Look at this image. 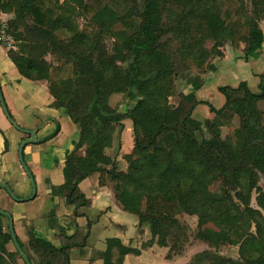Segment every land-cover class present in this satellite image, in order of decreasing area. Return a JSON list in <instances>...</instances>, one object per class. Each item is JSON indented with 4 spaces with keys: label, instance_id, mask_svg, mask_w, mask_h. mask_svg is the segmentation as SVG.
Returning <instances> with one entry per match:
<instances>
[{
    "label": "trees",
    "instance_id": "trees-1",
    "mask_svg": "<svg viewBox=\"0 0 264 264\" xmlns=\"http://www.w3.org/2000/svg\"><path fill=\"white\" fill-rule=\"evenodd\" d=\"M7 12L15 17L4 23V33L17 42L8 49L9 58L25 78L48 82L51 106L62 109L80 130L76 148L66 154L64 184L52 186L53 193L63 192L67 204L75 206V217L92 204L80 182L98 172L100 185L109 179L123 208L149 225L152 239L144 247L154 242L167 246L172 258L193 238L215 250L196 253L188 264H264V74L257 91L246 81L219 86L225 99L219 108L197 95L204 85L202 75L227 43L235 48L244 44L246 59L262 47L264 0H0V14ZM80 17L95 30L82 29ZM60 32L69 39L62 41ZM107 38L113 39L112 52ZM48 55L71 64L72 74L54 80L53 71L61 66ZM120 63H127L122 90L131 103L125 111H108L101 90ZM192 66L198 74L189 77V91L180 92L177 81ZM174 96L180 100L171 119L159 109ZM200 104H207L222 123L197 117ZM126 118L133 122L134 148L124 155L128 167L122 170L106 149L116 131H123ZM236 121L233 136L224 137L223 129ZM204 128L209 139L198 137ZM210 171L223 179L222 195H207ZM177 175L191 179L175 180ZM254 192L257 208L252 205ZM193 195L195 204L190 202ZM181 214L198 216L196 230ZM4 218L0 214V264H17L22 256ZM91 225L77 226L72 236L62 229L60 246L34 229L28 230L26 243L17 238L32 264H72V251L86 247ZM223 245H237L239 258L219 254ZM140 252L114 237L94 257L103 264H123L127 254Z\"/></svg>",
    "mask_w": 264,
    "mask_h": 264
},
{
    "label": "crops",
    "instance_id": "crops-1",
    "mask_svg": "<svg viewBox=\"0 0 264 264\" xmlns=\"http://www.w3.org/2000/svg\"><path fill=\"white\" fill-rule=\"evenodd\" d=\"M14 17L15 13L0 14V20L3 19V23ZM260 25L264 32V19ZM4 46L6 48L2 59L9 57V48ZM243 48L244 44L235 48L227 43L222 48L223 55L216 56L211 60L213 66L202 75L204 85L197 91L200 100L207 101L219 108L224 104L225 99L218 97V105L212 102V96L219 86L236 87L241 82L246 81L252 90V85L255 84V87L258 85L257 88H259L260 76L264 74V41L262 47L248 59L244 58ZM14 68L18 74L13 68L8 67L7 60H2L0 63V84L6 104L15 121L21 127L35 130L38 137L37 143L29 144L24 149L25 160L36 180V197L26 202H17L9 196L4 188L0 187V202L9 199L8 208L5 210L13 215L16 233L22 241L28 239V230L34 229L43 238L56 246H60L61 241L57 239V235L62 229L66 235L72 236L76 233L77 226L86 228L88 222H91L86 247L83 250L75 249L72 251V264H93L96 261H101L103 264V260L94 257V255L105 250L107 239L114 237L119 238L123 244L141 251L138 255L127 254L123 264L154 260L161 254L163 248L166 249L163 255L169 261L173 262L182 258L185 264H188L196 253L210 249L215 250L207 242L193 238L181 247L179 253L174 254L172 258L168 257L170 248L167 246H160L154 242L144 247L143 245L152 239L149 225L140 224L136 214L123 208L116 198L113 183L109 179H107L105 186L100 185V173L98 172L80 182L81 190L91 200L92 204L90 207L80 208L79 212L82 215L75 217V206L67 204L63 192L53 193L52 186L59 187L64 184L65 177L62 171L66 162V154L76 148L80 140V130L71 118V122L75 124V129L70 128L68 117L63 110L51 106L54 97L47 81L30 80L20 74L15 64ZM202 105L207 104L198 105L195 112H199ZM208 110L207 112L201 111V116L212 120L215 113L210 110V107ZM33 111H41L42 114L37 115ZM123 123L124 129H126L124 137L130 133L127 132V129L131 130V134H133L132 120L126 118ZM58 127V133L46 140ZM66 127L69 130L62 138ZM6 137L9 140L7 150L5 147ZM26 137V134L16 129L7 119L0 102V180L6 182L19 197H27L32 194L30 178L24 171L18 154L19 145ZM122 145L116 155L109 154L107 149L106 152L112 157H117L121 169L126 170L128 163L124 159V155L133 151L134 137L132 141L127 140ZM82 151L84 153V150ZM252 205L258 207L257 203L256 205L252 203ZM0 207L3 206L0 204ZM179 218L186 221L192 230H196L198 226L197 215L181 214ZM238 250L237 245H223L218 253L238 259Z\"/></svg>",
    "mask_w": 264,
    "mask_h": 264
},
{
    "label": "rangeland",
    "instance_id": "rangeland-1",
    "mask_svg": "<svg viewBox=\"0 0 264 264\" xmlns=\"http://www.w3.org/2000/svg\"><path fill=\"white\" fill-rule=\"evenodd\" d=\"M9 19V18H8ZM3 21V19L1 20ZM79 24L80 27L82 29H87L88 32H92L95 30V27L92 26V23H90V21L87 20V18L84 17H80L79 18ZM6 35V34H5ZM58 37H60V39L62 41H67L70 37V35L66 32H60L58 33ZM4 43H6V45L8 46V48L11 47H15L17 42L16 40L10 35L8 34V40H3ZM206 45L211 46V40H206ZM105 43L107 44V48L109 50V52H112V46H113V39L107 38L105 40ZM5 46L3 44L0 43V63L2 60H7L8 61V67L13 68L14 71H16V73L18 74L17 70L14 68V64L11 61V59L9 57H6L4 59H2L3 54H5ZM48 60L55 62V64H60L59 66H61V69L59 71L54 70L53 71V79L56 81H61L66 79L67 77H69L72 74L73 71V66L71 64H64V62H57L55 59H53L52 56L48 55L47 56ZM119 70L114 73L110 79L103 85L102 90H101V94H102V106L108 110H114V109H118L120 111H125L126 109H128V107L130 106L129 102V98L128 96H126L127 94L123 92L122 88H124L127 78H128V67H127V63H120L119 64ZM198 74V71L196 69V67L192 66L191 70L187 73H185L180 79H178L177 81V86H178V90L180 92H188L190 89V85L188 84V79L189 77H193L196 76ZM256 85V84H255ZM255 85H252V88L254 91H257L258 88L257 86L255 87ZM218 97H220V99H224V96L221 92H219L218 90H216V92L214 93V95L212 96V102H214L216 105H218ZM179 97L178 96H174L170 98L169 104L167 106L161 107L159 109V112L162 111H166L169 115V117L171 119L174 118L175 116V107L177 106V104L179 103ZM208 105H202L199 108V112H195L196 116L199 117L202 120H205V118H203L201 116V111H209L208 110ZM262 109H264V104L261 106ZM35 114L40 115L42 114L41 111L39 112H35L33 111ZM64 112V111H63ZM64 114L66 115V117H68V123H69V127L74 128L75 129V124H73V122H71L70 117L64 112ZM204 114V112H203ZM6 116V114H5ZM7 117V116H6ZM8 119V117H7ZM9 120V119H8ZM212 120L216 123V124H221V119L219 118L218 115L214 114ZM238 126V122L236 121V124H232L231 126H227L223 129L222 134L225 136H233V132L235 130V128ZM125 128V126H124ZM66 130L63 133L62 138L65 137V135L67 134L69 128L66 127ZM126 129H123V131H116V133L114 134V136L109 140L108 146H107V151L109 152V154L111 155H116L118 153V149L121 148V146H123L122 144L129 140L132 141L133 140V134H131V130L127 129V135L124 137V133H125ZM126 134V133H125ZM132 137V138H131ZM198 137L200 139H209L210 138V133L209 130L207 128H204L201 132L198 133ZM126 138V139H125ZM83 152V151H82ZM63 172V171H62ZM208 181H209V193H207L209 196L215 197V196H219L222 195L223 192V179L221 178V176L215 172V171H210L208 172ZM175 180H182L183 182H186L188 180L191 179L190 175H177V177L174 178ZM264 183V179L261 178L260 180V184L262 185ZM256 193L254 192L252 195V203L254 205H256ZM190 202L192 204H195L198 202L197 196L193 195L190 197ZM8 203H9V199H7L5 202H0V204L3 207L0 208H4L7 209L8 208ZM4 225L7 227L8 225V219H3ZM27 242V240L25 241V243ZM9 248L10 249H14L13 245L9 244ZM161 254L158 255L156 258H154V260H144L141 261L140 263H135V264H185L184 259L182 258H178L176 261H169L167 258H165V256L163 255L166 252V249L163 248L161 249ZM17 264H25L24 261L20 258H17ZM93 264H101V261H96Z\"/></svg>",
    "mask_w": 264,
    "mask_h": 264
},
{
    "label": "water",
    "instance_id": "water-1",
    "mask_svg": "<svg viewBox=\"0 0 264 264\" xmlns=\"http://www.w3.org/2000/svg\"><path fill=\"white\" fill-rule=\"evenodd\" d=\"M0 102L3 108L4 113L6 114V116L8 117L9 121L11 122V124L18 129L19 131L23 132L24 134L27 135L26 138H24L20 145H19V150H18V154H19V160L20 163L24 169V171L26 172V174L29 176L31 184H32V194L27 196V197H19L17 196L14 191L12 190V188L4 181L0 180V187L4 188L7 193L9 194V196L17 202H26L29 200H32L36 197L37 194V184H36V180L34 177V174L32 172V170L30 169L29 165L27 164L26 160H25V156H24V149L27 145L29 144H34L38 142V137H37V133L35 130L33 129H28V128H24L21 127L16 121L15 119L11 116L10 111L8 109V106L6 104L4 95H3V91H2V87L0 84ZM0 214L4 215L5 217H7L8 219V224H9V229H10V233L12 235L13 241H14V245L17 249V251L20 253V255L22 256V259L25 261L26 264H32L28 254L24 251V249L22 248V246L20 245L18 238H17V233L15 230V223H14V217L13 215L3 209L0 208Z\"/></svg>",
    "mask_w": 264,
    "mask_h": 264
},
{
    "label": "built area",
    "instance_id": "built-area-1",
    "mask_svg": "<svg viewBox=\"0 0 264 264\" xmlns=\"http://www.w3.org/2000/svg\"><path fill=\"white\" fill-rule=\"evenodd\" d=\"M4 28H5V25L2 22V24H0V40H2V41L3 40H8V35H5Z\"/></svg>",
    "mask_w": 264,
    "mask_h": 264
}]
</instances>
